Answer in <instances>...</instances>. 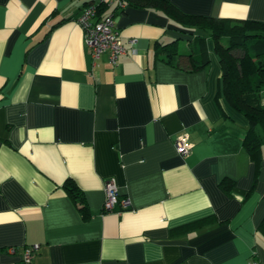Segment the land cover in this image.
<instances>
[{
    "label": "crops",
    "instance_id": "obj_1",
    "mask_svg": "<svg viewBox=\"0 0 264 264\" xmlns=\"http://www.w3.org/2000/svg\"><path fill=\"white\" fill-rule=\"evenodd\" d=\"M97 1L0 0V264H21L33 243L29 264H264V147L256 170L212 38L110 0L103 16L126 53L94 63L76 19ZM165 1L264 23V0ZM176 39L180 55L162 60L160 46ZM180 135L192 145L185 156ZM109 179L131 208L103 211Z\"/></svg>",
    "mask_w": 264,
    "mask_h": 264
},
{
    "label": "trees",
    "instance_id": "obj_2",
    "mask_svg": "<svg viewBox=\"0 0 264 264\" xmlns=\"http://www.w3.org/2000/svg\"><path fill=\"white\" fill-rule=\"evenodd\" d=\"M120 2L123 7L131 5L161 10L182 27L202 31L212 38L214 51L222 69L221 94L227 103L248 121L243 146L258 170L264 147V105L260 102L261 91L264 90V23L189 15L181 13L165 0H120ZM88 5H94L96 17L102 18L108 2L99 0ZM117 6L122 8L119 4ZM159 51L163 53L160 57L162 60L171 62L173 56L180 55L178 40L161 45ZM191 63L194 68H200L206 65L208 60L199 64L193 60ZM233 182L230 178H224L220 182V187L229 193ZM64 186L84 212L85 206L76 185L72 181H66ZM83 214L87 215V213ZM204 222L205 220L197 225H190L186 231L194 226H202ZM260 229L264 233V219L260 223Z\"/></svg>",
    "mask_w": 264,
    "mask_h": 264
},
{
    "label": "built area",
    "instance_id": "obj_3",
    "mask_svg": "<svg viewBox=\"0 0 264 264\" xmlns=\"http://www.w3.org/2000/svg\"><path fill=\"white\" fill-rule=\"evenodd\" d=\"M109 2L110 0H101ZM119 6L123 4L118 1ZM76 21L83 31V40L85 45L91 51L92 60L95 61L104 53L108 55L109 62L116 64L118 58L126 53V47L121 41L120 33L114 25L111 15L102 18L96 17L94 5H88L83 8ZM135 39H129L133 44ZM192 145L188 142L186 135H180L175 140L177 152L185 156L191 151ZM105 197L102 205L104 212L110 213L115 211L117 205L122 210L131 208V199L127 195H120L113 180L104 183ZM39 244L33 243L23 249L21 264H29L33 255L39 250ZM10 252L14 251L9 247ZM246 264H258L255 260L248 261Z\"/></svg>",
    "mask_w": 264,
    "mask_h": 264
},
{
    "label": "rangeland",
    "instance_id": "obj_4",
    "mask_svg": "<svg viewBox=\"0 0 264 264\" xmlns=\"http://www.w3.org/2000/svg\"><path fill=\"white\" fill-rule=\"evenodd\" d=\"M188 41V39L187 38H180V44L183 46V45H185L186 44V42ZM223 41V40H222ZM263 91V90H262ZM261 91V92H262ZM263 94H264V92H262ZM262 103H264V95H263V97H262Z\"/></svg>",
    "mask_w": 264,
    "mask_h": 264
}]
</instances>
